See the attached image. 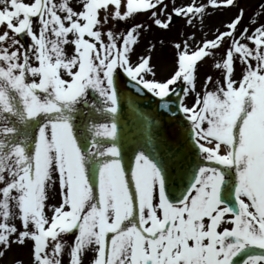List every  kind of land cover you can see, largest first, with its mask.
<instances>
[{"label": "snow or ice", "instance_id": "6c2138e0", "mask_svg": "<svg viewBox=\"0 0 264 264\" xmlns=\"http://www.w3.org/2000/svg\"><path fill=\"white\" fill-rule=\"evenodd\" d=\"M232 8L212 39L177 33L163 79L164 39L138 51ZM13 246L264 264V0L246 23L240 0H0V262Z\"/></svg>", "mask_w": 264, "mask_h": 264}, {"label": "rangeland", "instance_id": "374dc122", "mask_svg": "<svg viewBox=\"0 0 264 264\" xmlns=\"http://www.w3.org/2000/svg\"><path fill=\"white\" fill-rule=\"evenodd\" d=\"M165 3H168V0H165ZM177 3H188V0H177ZM260 3V0H240V6L245 10V23L248 18L253 16V9ZM169 8H171V4H169ZM210 14L206 15L203 20V25L199 26L196 29H189L184 26V21L180 18H174V23L169 32L163 33L156 29H153L146 36H144L141 40V44L138 48V51L142 50L145 46V42L147 40H151L153 43L156 42L157 38H162L165 41V45L161 46L157 44V50L152 53L153 59L152 63L156 66L157 78L163 79L165 78L173 67V49L168 47V43L177 39V33L180 31L191 33L195 32L196 39L199 40L202 37V33L206 34L207 39L213 38V33L217 28H222V24L229 19H231L236 13L237 9L232 8L225 11H215L212 9L208 10ZM144 16H138L137 21L144 20ZM206 68L201 69L199 76L202 82ZM199 86V85H198ZM31 264V252L28 247H17L13 246L11 250L8 251L7 255L3 258L0 264Z\"/></svg>", "mask_w": 264, "mask_h": 264}, {"label": "water", "instance_id": "95a60500", "mask_svg": "<svg viewBox=\"0 0 264 264\" xmlns=\"http://www.w3.org/2000/svg\"><path fill=\"white\" fill-rule=\"evenodd\" d=\"M145 106H146V104H145V105H141V107H145ZM132 118H133V119H136V118H137V117L135 116V113H133Z\"/></svg>", "mask_w": 264, "mask_h": 264}]
</instances>
